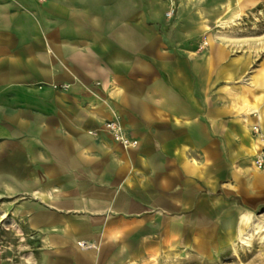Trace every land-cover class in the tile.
I'll list each match as a JSON object with an SVG mask.
<instances>
[{
  "label": "crops",
  "instance_id": "1",
  "mask_svg": "<svg viewBox=\"0 0 264 264\" xmlns=\"http://www.w3.org/2000/svg\"><path fill=\"white\" fill-rule=\"evenodd\" d=\"M168 6L0 0V221L36 238L29 262L227 264L264 200V66L179 49Z\"/></svg>",
  "mask_w": 264,
  "mask_h": 264
},
{
  "label": "rangeland",
  "instance_id": "2",
  "mask_svg": "<svg viewBox=\"0 0 264 264\" xmlns=\"http://www.w3.org/2000/svg\"><path fill=\"white\" fill-rule=\"evenodd\" d=\"M168 1L169 6L164 11L166 30L175 35L179 49L206 51L216 58L219 56L225 65L231 67L235 61L250 62L245 66L251 69L264 66V0L253 5L246 0ZM249 71L246 69L241 75L243 88L250 86L247 81ZM259 96L264 99V94ZM252 130L258 140L264 139V132H261L258 125L253 126ZM254 159L253 166L258 169ZM245 212L242 209V214ZM250 214L254 219L264 220V200ZM239 226V219L235 218L233 232L222 237L223 247L214 257L224 259L227 264H233L239 259L242 264H264V229L256 232L249 245L243 247L238 240ZM38 246L33 235L26 232L19 235L0 221V264H34L29 262V257H38L34 249ZM233 247H236V255Z\"/></svg>",
  "mask_w": 264,
  "mask_h": 264
},
{
  "label": "built area",
  "instance_id": "3",
  "mask_svg": "<svg viewBox=\"0 0 264 264\" xmlns=\"http://www.w3.org/2000/svg\"><path fill=\"white\" fill-rule=\"evenodd\" d=\"M169 14L170 13H167V15ZM105 125L107 129L112 133L114 139L118 141L119 143H121L122 145L133 146L136 144L135 140L126 137L122 133L121 128L118 123L114 121H108ZM254 129L256 130V127H254ZM261 140L262 141H261L260 148L258 152L256 153L255 159H254V164L258 169L264 167V139H261ZM80 244H83V243H80Z\"/></svg>",
  "mask_w": 264,
  "mask_h": 264
},
{
  "label": "bare ground",
  "instance_id": "4",
  "mask_svg": "<svg viewBox=\"0 0 264 264\" xmlns=\"http://www.w3.org/2000/svg\"><path fill=\"white\" fill-rule=\"evenodd\" d=\"M261 139L259 142L261 143ZM243 225L238 231V240L241 246L246 247L249 245L251 237L258 231L264 229V220H258L252 218L251 214L244 216ZM236 247H233V252L236 255Z\"/></svg>",
  "mask_w": 264,
  "mask_h": 264
}]
</instances>
